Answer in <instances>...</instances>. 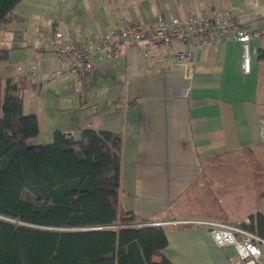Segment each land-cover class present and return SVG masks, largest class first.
<instances>
[{
    "label": "crops",
    "instance_id": "obj_1",
    "mask_svg": "<svg viewBox=\"0 0 264 264\" xmlns=\"http://www.w3.org/2000/svg\"><path fill=\"white\" fill-rule=\"evenodd\" d=\"M223 7L235 9L243 27L260 32L249 41L248 72L242 71V48L235 39L210 44L184 64L172 58L174 49L185 47L180 42L153 64L131 44L110 60L94 59V69L82 77H56L48 83L58 92L56 106L43 95L46 107L38 110L36 103L27 111L38 120L39 140L32 144L49 142L55 129L74 137L83 128L121 134L120 204L164 228L162 252L173 264H237L235 247L217 244L201 221L244 223L264 212V141L258 126L264 115V62L257 59L264 45V0H20L13 9L20 18L0 28V47L9 57L55 30L74 43L104 33L120 16L152 23ZM38 46L41 68H55L53 45ZM151 50L160 57L157 47ZM19 77L42 94L44 80ZM64 112L68 115L54 122L53 113Z\"/></svg>",
    "mask_w": 264,
    "mask_h": 264
},
{
    "label": "trees",
    "instance_id": "obj_2",
    "mask_svg": "<svg viewBox=\"0 0 264 264\" xmlns=\"http://www.w3.org/2000/svg\"><path fill=\"white\" fill-rule=\"evenodd\" d=\"M19 1L0 0V28L20 18ZM27 82L0 77V264H173L164 228L120 204L121 134L55 129L49 142L30 143L39 127L23 111ZM241 225L264 237V212Z\"/></svg>",
    "mask_w": 264,
    "mask_h": 264
},
{
    "label": "built area",
    "instance_id": "obj_3",
    "mask_svg": "<svg viewBox=\"0 0 264 264\" xmlns=\"http://www.w3.org/2000/svg\"><path fill=\"white\" fill-rule=\"evenodd\" d=\"M259 34L258 30L251 31L243 27L238 12L228 7L211 12L191 13L186 18L172 17L168 21L158 19L152 23L129 21L124 16H120L116 24L104 33L97 36L89 35L74 43L60 30L53 31L51 36L37 35L36 41L43 42V45H53L57 66L46 69L31 62L26 71L17 65L15 75L23 73L35 75L33 82L66 75L79 78L94 69V59L110 60L118 56L122 46L131 44L141 49L148 64H153L162 61L168 48H171L175 42H180L185 47L174 49L172 58L174 64H184L195 61L196 51L210 44L216 47L217 44L231 39L240 43L242 71L248 72L249 41ZM152 47L158 48L160 57L152 52ZM258 124L259 138L264 141V115L259 118ZM201 222L209 227L210 234L217 244H232L235 247L240 258L237 264L261 263L260 246H264V237L246 229L241 223L212 220Z\"/></svg>",
    "mask_w": 264,
    "mask_h": 264
},
{
    "label": "rangeland",
    "instance_id": "obj_4",
    "mask_svg": "<svg viewBox=\"0 0 264 264\" xmlns=\"http://www.w3.org/2000/svg\"><path fill=\"white\" fill-rule=\"evenodd\" d=\"M32 49L28 48L27 51H25V52H17V54H9V57L7 58V60L0 63V75L1 76H6V75H10V74L13 75L15 73L14 68L17 65H20L26 71L31 62H33L34 64L41 67L37 60L43 54V51L40 50L41 48L38 46L37 43H34V45H32ZM49 54L51 55V58L55 59V61H56V51L54 50V48L51 49ZM31 56L32 57L35 56L36 60L35 59L32 60L30 58ZM42 68H47V67H42ZM22 75H24L27 78H30L31 80H33V78L35 77V75L27 74V73H24ZM83 79H84V77L82 78V81H83ZM53 80H57L56 77L42 81V86L40 89V92L42 94H39L37 90H32L33 87L31 88V86L27 85V87L24 89V92H23V103H24L23 110L25 113H27V111L30 108H33L36 103H37L36 105L38 106V110L41 108H44V106L46 107L47 104L45 102L40 103L43 95H48L46 101H49V99L54 100L53 106H56V104H57L56 98L57 97H55V96L58 95V92H56L53 88L49 87V85H48V83L53 81ZM27 81L29 82V80H27ZM88 107L90 108L91 105H88ZM92 110H93V107L90 108V111H92ZM67 115L68 114L65 112L60 113V114L53 113L52 118L55 122L57 118L61 120L62 117H66ZM71 116L74 117L73 115H71ZM40 135H42V132ZM76 135H78V133H76ZM35 137H37L36 141H38L39 136H36V135L34 137L30 138L29 141L30 140L32 141V139H34ZM260 185H262L261 187H264V183H262V180L260 182Z\"/></svg>",
    "mask_w": 264,
    "mask_h": 264
}]
</instances>
